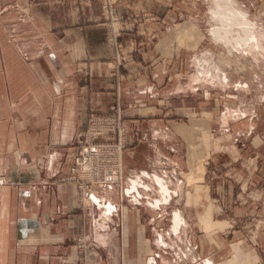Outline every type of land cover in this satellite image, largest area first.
I'll use <instances>...</instances> for the list:
<instances>
[{
	"label": "crops",
	"instance_id": "obj_1",
	"mask_svg": "<svg viewBox=\"0 0 264 264\" xmlns=\"http://www.w3.org/2000/svg\"><path fill=\"white\" fill-rule=\"evenodd\" d=\"M124 2L147 9L146 0H115L118 10ZM161 16L157 12L149 24L128 19L134 26L116 32L129 53L136 46L139 55L150 58L149 65L133 63L132 73L124 69L120 81L122 90L131 92L125 100L135 106L129 119L140 122L137 127L150 139L169 130L157 129V102L145 99L164 66L155 65L161 53L154 49L153 55L140 43L152 33L158 38ZM107 21L100 0H0V264H165L159 219L165 203L179 197L177 183L172 189L161 174H144L95 189L83 213L74 186L56 179L66 172L88 112H107L120 100L107 61ZM157 141L147 147L157 152ZM208 205L200 220L203 231L211 227ZM182 215L171 211L169 237H181L187 226ZM79 235L88 239L83 249L72 241ZM192 260L213 264L210 257Z\"/></svg>",
	"mask_w": 264,
	"mask_h": 264
},
{
	"label": "rangeland",
	"instance_id": "obj_2",
	"mask_svg": "<svg viewBox=\"0 0 264 264\" xmlns=\"http://www.w3.org/2000/svg\"><path fill=\"white\" fill-rule=\"evenodd\" d=\"M100 1L108 17L107 61L114 84L120 87V92L116 89L120 100L107 112L93 109L88 115L113 111L125 115L128 137L120 156L122 184L144 174H161L172 181V189L179 185V197L165 203V215L159 219L165 264L178 259L180 264H194L195 257H210L213 264H264V0H146V10L133 8L130 2L121 3L118 10L115 0ZM157 12L163 17L159 39L152 33L140 44L162 54L155 65L161 64L164 71L145 99L157 102L153 104L160 120L157 129L169 130L150 139L137 127L140 122L129 119L128 110L135 106L125 100L130 90L120 85L124 69L132 73L133 63L149 65L150 58L139 55L136 46L129 53L116 32L120 26L132 28L135 22L130 19L149 24ZM117 21L122 23L117 26ZM229 29L223 38L216 35ZM238 33L243 41L237 39ZM136 131L139 136L131 138ZM156 140L157 152L147 147ZM208 204L213 208L211 227L203 231L200 220ZM90 206L79 209L86 213ZM173 210L181 211L187 224L178 238L168 236Z\"/></svg>",
	"mask_w": 264,
	"mask_h": 264
},
{
	"label": "built area",
	"instance_id": "obj_3",
	"mask_svg": "<svg viewBox=\"0 0 264 264\" xmlns=\"http://www.w3.org/2000/svg\"><path fill=\"white\" fill-rule=\"evenodd\" d=\"M120 64L117 61L116 67ZM124 116L120 111L109 115L90 113L86 127L75 143V152L66 161V172L58 181L74 186L82 210L88 207L90 195L95 189L104 190L121 182L120 156L128 137L122 119ZM137 136L139 131L130 137ZM74 243L80 249L86 247L82 235L76 236Z\"/></svg>",
	"mask_w": 264,
	"mask_h": 264
},
{
	"label": "bare ground",
	"instance_id": "obj_4",
	"mask_svg": "<svg viewBox=\"0 0 264 264\" xmlns=\"http://www.w3.org/2000/svg\"><path fill=\"white\" fill-rule=\"evenodd\" d=\"M242 20H244V17L242 18ZM236 24H238V22L236 23ZM228 29V28H227ZM230 31V29L229 30H222L221 32H217V34L216 35H219V38H223L228 32ZM239 34V33H238ZM244 38L245 37H242V36H240V34H239V37H237V39H239V40H241V41H243L244 40ZM240 41V42H241ZM246 43V42H245ZM244 43V44H245Z\"/></svg>",
	"mask_w": 264,
	"mask_h": 264
}]
</instances>
